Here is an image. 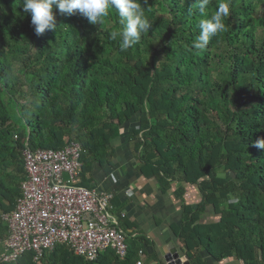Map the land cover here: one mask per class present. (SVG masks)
<instances>
[{
    "label": "trees",
    "instance_id": "1",
    "mask_svg": "<svg viewBox=\"0 0 264 264\" xmlns=\"http://www.w3.org/2000/svg\"><path fill=\"white\" fill-rule=\"evenodd\" d=\"M221 0H210L214 13ZM226 28L194 48L202 17L194 0H149L140 42L121 50L113 12L92 25L53 9L55 28L37 36L21 0H0V237L25 178L23 151L81 145L78 183L94 163L113 164L120 132L137 169L182 204L173 226L190 264H264V0H227ZM184 183L200 200L185 201ZM111 204V201H110ZM112 205V204H111ZM211 210L214 220H203ZM127 254L94 260L56 243L6 264H135L148 240L127 235ZM142 250V255L139 254ZM183 251V252H184Z\"/></svg>",
    "mask_w": 264,
    "mask_h": 264
},
{
    "label": "built area",
    "instance_id": "2",
    "mask_svg": "<svg viewBox=\"0 0 264 264\" xmlns=\"http://www.w3.org/2000/svg\"><path fill=\"white\" fill-rule=\"evenodd\" d=\"M80 154L75 140L58 149H24L21 195L13 210L1 214L8 235L0 237V264L15 261L28 250L38 260L56 243L68 245L87 260L106 248L126 256V233L113 212L111 194L78 183ZM135 264L146 263L138 258Z\"/></svg>",
    "mask_w": 264,
    "mask_h": 264
},
{
    "label": "crops",
    "instance_id": "3",
    "mask_svg": "<svg viewBox=\"0 0 264 264\" xmlns=\"http://www.w3.org/2000/svg\"><path fill=\"white\" fill-rule=\"evenodd\" d=\"M121 133L112 141L117 147L113 164H93L92 189L111 194L113 212L127 235L141 234L148 240L144 249L145 259L151 260L150 264H166L164 254L170 246H175L181 255L185 254L184 246L173 230L182 216V204L173 194L176 182H173L171 190L160 192L154 176H144L138 171L136 159L128 150ZM182 184L185 187V201L195 206L200 200L196 187ZM212 213L211 210L206 211L202 219L214 220ZM204 257L208 264H221L207 254ZM227 261L241 264L236 260Z\"/></svg>",
    "mask_w": 264,
    "mask_h": 264
},
{
    "label": "clouds",
    "instance_id": "4",
    "mask_svg": "<svg viewBox=\"0 0 264 264\" xmlns=\"http://www.w3.org/2000/svg\"><path fill=\"white\" fill-rule=\"evenodd\" d=\"M149 0H21L20 6L24 14H30L31 24L37 36L46 30L55 28L53 9L69 15L79 13L87 19L89 24H103L113 12L122 26L119 31H111L110 37H119L121 50H128L137 45L143 34L148 33L151 21L145 15V7ZM210 0H194V4L202 17L199 21V34L193 46L204 50L210 39L225 30V18L230 14L227 0H221L217 9L208 15L206 8ZM257 148L264 149V138L252 142Z\"/></svg>",
    "mask_w": 264,
    "mask_h": 264
},
{
    "label": "water",
    "instance_id": "5",
    "mask_svg": "<svg viewBox=\"0 0 264 264\" xmlns=\"http://www.w3.org/2000/svg\"><path fill=\"white\" fill-rule=\"evenodd\" d=\"M166 264H190L186 254L181 255L175 246H170L169 251L164 254Z\"/></svg>",
    "mask_w": 264,
    "mask_h": 264
}]
</instances>
